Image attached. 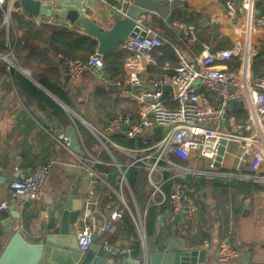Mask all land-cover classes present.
Wrapping results in <instances>:
<instances>
[{
    "label": "built area",
    "instance_id": "built-area-1",
    "mask_svg": "<svg viewBox=\"0 0 264 264\" xmlns=\"http://www.w3.org/2000/svg\"><path fill=\"white\" fill-rule=\"evenodd\" d=\"M12 1L0 0V7L6 5L9 11ZM255 2L240 0L239 8L235 9L233 1L227 0L228 16L236 19V27L240 29L239 36L231 45L211 49L209 44H204L200 54L193 59L175 48L178 61L173 72L152 75L146 82L141 80L139 71L147 68L152 61V52L166 42L152 26L154 16H159L154 10H147L135 20L144 35L127 37L120 45L128 53L122 77L110 76L104 71L103 56L97 51L87 60L63 53L55 55L56 62L72 81H79L85 73L94 71L103 89L107 90L111 83L118 86L127 84L128 89H120V92L136 93L139 103L136 118H132L129 113L96 112L104 122L101 129H96L99 145L95 148L83 144L77 128L78 152L69 146L70 135L58 140L70 151L86 182L81 211L76 221L75 234L79 250H86L95 234L108 232L125 212L132 217L140 243L144 245L147 240V205L150 203L167 201L168 209L159 216L160 224L162 220L172 223L177 219L195 217L198 210L196 198L182 179L189 174L202 175L207 171L184 165L176 159L203 160L213 168L220 141L225 139V152L229 142L234 141L238 146L239 159L247 155L252 171H259L264 166V76L254 75L251 70L254 44L259 39L264 40V15L255 14ZM96 4L99 10L123 17L133 0H96ZM81 11L86 14L87 9L81 7ZM173 25L194 37L193 25L179 21H174ZM6 46L13 50L11 43L8 42ZM233 58L238 59V67L230 69L219 65ZM165 86L169 87L167 91L163 90ZM199 87L209 90L218 101L212 102L207 95L198 91ZM233 100L246 112L247 116L242 121H238L229 111ZM155 126L163 128L161 136L152 134L149 140H145L143 135ZM114 133L129 139H141L142 145L132 148L122 145L112 139ZM132 167L145 172L147 186L153 191L138 218L128 200L129 194L136 205L127 179V170ZM47 170L48 165L19 170L18 177L9 183L15 202L23 205L39 201ZM113 171L116 175L114 183H111L108 175ZM166 171L170 172L167 177ZM253 177L257 181H264V175L256 174ZM165 182L170 183L167 197L163 191ZM156 194L161 195L159 201L155 199ZM8 205L9 201L3 199L0 201V210ZM43 215H46L45 210L39 214L40 217ZM100 217L102 222L98 223ZM231 231L232 223L229 222L228 234ZM102 243L109 252L131 256L129 248H115L107 238ZM238 255L239 250L231 245L228 237L218 242L216 258L219 264Z\"/></svg>",
    "mask_w": 264,
    "mask_h": 264
},
{
    "label": "crops",
    "instance_id": "crops-1",
    "mask_svg": "<svg viewBox=\"0 0 264 264\" xmlns=\"http://www.w3.org/2000/svg\"><path fill=\"white\" fill-rule=\"evenodd\" d=\"M161 1L169 2L172 0ZM232 1L233 7L238 9L240 0ZM260 1L262 3L258 6V2ZM226 2L227 0H177L175 10L170 12V15L173 18L175 17V20L167 23L161 15L154 16L152 26L166 40L165 44H170L172 52L176 57L175 48L181 50L187 58L193 59L200 54L204 44H209L211 49L228 47L239 36L238 32L240 29L236 27V19L229 18V7L226 5ZM44 3L47 8L35 18L26 15L20 8L14 9L11 7L6 12L4 18L5 24L7 25L11 20L10 11L12 10L34 23L40 21V23L66 25L69 27L73 25L67 18V11L69 9H75L82 15L92 17L102 27H108L111 24L112 17L116 16L108 11L99 10L96 0H44ZM263 5L264 0H256V9L261 8ZM81 7L87 9L86 14L82 13ZM174 21L193 25L194 37L173 25ZM7 43L0 45V175H2L1 171L4 170L6 176V181L0 184V201L3 199L9 201V205L5 208L6 210L15 201L9 188V183L18 177L19 170H31L41 165H48L41 199L37 202L23 203V205L17 201L14 202L15 209L23 212L21 220V225L23 226L22 232L30 241H33L35 235L32 228L37 222L35 220L39 219L37 224L46 220V215L40 217L39 214L41 210H46L50 205L53 195L60 189V185L67 186L69 190L78 189V197L74 198L72 205L81 204L82 206L81 201L86 182L77 169L70 151L65 149L58 141L65 135L71 136V131L68 129L69 126H72L75 132L76 127L74 123L68 122L67 119L60 120L50 115L49 109L40 108L34 98L21 94L20 89L17 87L18 75H23L32 81L38 88L62 106L68 115V108L70 107L62 103L36 81L28 68L9 59L12 50L7 48ZM33 43L38 45L39 41L33 40ZM262 43H264L263 39L256 41L254 53L259 52L260 49H264L261 47ZM165 44L159 48H163ZM39 46L42 47V45ZM159 48L152 52V61L147 68L139 71V76L144 82L152 75H159V73L149 70V67L157 65V62H159L157 57L160 55ZM161 63L162 65L164 64L163 67H169L171 64L166 59ZM236 63L238 65V59L233 58L220 62L219 65L231 69L234 68L232 66ZM33 70H36V68ZM124 70L123 66L122 73L114 76L122 77ZM36 73L42 74L50 82H60L64 90L74 100L76 109L88 125H101L104 122L96 114V112L104 111L95 105L96 109L87 105V102L88 104H94L92 103V99L97 89L108 92L113 100L134 101L137 107L139 106L136 93L127 94L123 93V91L120 92V89H128L127 84L118 86L115 83H111L109 88L105 90L99 85L98 77L94 71L85 73L79 81H72L65 74L62 66L54 64L52 61L50 64L43 65L40 71L37 68ZM198 91L207 95L212 102L216 103L218 101V98L206 88L199 87ZM236 105L240 104L232 102L229 106V111L231 112L232 107ZM38 117L42 118L47 126L41 123ZM76 136L78 138V135ZM237 152V144L234 141H230L221 165L213 168L209 167L203 160L190 159L189 161H182L176 159V161L184 165H190L195 169L207 171L206 174L192 175L190 176L191 179L187 175L188 177L186 176L182 179L185 185L189 183L190 188V185L196 183L200 176H205L206 186L202 187L199 192L192 193L196 198L198 206L195 217L185 218L184 220L178 219V222L175 224L176 226L173 228L174 232L170 236L180 237L183 235L190 244H198V246L204 247L206 249L205 262L211 264H219L216 258L217 244L222 238L228 237L231 245L239 250V255L224 264H245L243 262L248 252L252 253L248 264H264V181H257L253 177L256 174L264 175V166L259 171H252L249 167L248 159L240 160ZM68 165H74L75 169L68 170ZM169 174V171L165 172L166 177ZM76 179L80 181L78 185H76ZM215 179L220 180L223 185L212 186L211 182ZM190 180L192 183H190ZM190 190L194 192L193 186ZM157 197L161 199L160 194L155 195L156 200H158ZM128 200L135 216L137 218L141 216L143 210L146 208V204L145 207L141 208L139 206L140 209H138L136 199V205L133 204V198L129 194ZM209 200L212 203H207V201L210 202ZM32 213H36L34 218L27 219ZM76 221L74 223L75 233L77 228ZM180 221H185V223ZM101 222L100 217L98 223ZM162 222L159 225H165L163 226L165 230L168 222L165 220H162ZM229 222L232 223L230 234L227 232ZM118 223L108 232L98 234V242H102L104 238H107L113 247H127L130 250L133 247L135 236L121 233L118 229ZM148 238L153 237L149 236ZM130 245L132 246L130 247Z\"/></svg>",
    "mask_w": 264,
    "mask_h": 264
},
{
    "label": "water",
    "instance_id": "water-1",
    "mask_svg": "<svg viewBox=\"0 0 264 264\" xmlns=\"http://www.w3.org/2000/svg\"><path fill=\"white\" fill-rule=\"evenodd\" d=\"M177 0H133L123 17L113 16L108 27H102L92 17L80 14L75 9L67 11V18L73 25L98 41L97 53L105 55L120 48L127 37L143 36L135 20L147 12L154 10L161 15L167 23L171 22L170 12L176 8ZM12 8L22 9L29 17H38L46 8L44 0H13ZM255 14L264 15V5L255 9ZM139 34V35H138ZM264 48V43L261 44ZM169 89L163 87L164 91ZM236 103V100L232 101ZM41 123L47 124L38 117ZM85 122V121H84ZM69 146L79 151V140L72 126ZM163 128L155 126L148 130L143 138L149 140L151 135L161 136ZM227 141L221 139L215 167L221 165ZM247 155L243 156L246 159ZM68 170L75 169L68 165ZM0 184L6 181L4 170L1 171ZM116 172L108 175L114 183ZM76 179V185L79 184ZM55 192L50 205L46 208V220L34 224L32 231L34 240L30 241L22 232L21 220L23 212L15 209L14 202L8 209L0 210V264H211L205 262L206 249L198 244H190L183 235L180 237L168 236L162 239L148 238L141 245L139 256H127L107 251L102 242H98V234L93 236L90 246L82 251L77 247L74 223L80 213V205H72L74 198L78 197V189L69 190L67 186L60 185ZM34 217H32L33 219ZM36 225V226H35ZM32 227V226H31ZM132 245H130L131 247ZM251 252H248L243 263L248 264Z\"/></svg>",
    "mask_w": 264,
    "mask_h": 264
},
{
    "label": "trees",
    "instance_id": "trees-1",
    "mask_svg": "<svg viewBox=\"0 0 264 264\" xmlns=\"http://www.w3.org/2000/svg\"><path fill=\"white\" fill-rule=\"evenodd\" d=\"M261 3V1L258 2V6H260ZM6 12V5L0 7V45L2 43L10 42L14 46L9 59L23 67L28 68L31 71L32 77L44 88L50 91V93H52L68 107L76 109L74 100L64 90L63 85L60 82H50L47 78L43 77L42 74H37L36 71L37 68H39V71L42 70L43 65L50 64L52 61L54 64H58L55 60V55L58 53L87 60L90 55L96 52L98 41L75 25L69 27L66 25H55L49 23L36 24L13 10L10 11L11 20L6 25L4 22ZM173 20H175V17L173 18L171 15V22ZM33 40H38L39 44L35 45ZM39 45H42V47ZM126 57L127 53L122 48L103 55L102 59L104 71L110 76L121 74ZM157 57L159 62H157V65L149 67V70L159 74L172 73L178 59L173 54L170 44L166 43L165 46L160 49V55ZM165 59L171 62L169 67H163L164 64L162 65L161 62ZM232 67H238L237 63ZM35 68L36 70H33ZM251 70L254 75L264 76V49H260L259 52L252 56ZM17 87L20 89L21 94H26V96L34 98V100L38 102L40 108L49 109L50 115L57 117L60 120L67 119L68 122H73L83 139V144L88 148L93 146L95 141L89 130L82 126L79 121L69 116L62 106H60L43 90L38 88L32 81L23 75H18ZM92 103H94V105L102 111L129 113L132 118H136L137 116L136 102L113 100L108 92L101 89L95 90V96L92 99ZM231 113L236 116L238 121L244 120L247 116L245 110L242 109L240 105L233 106ZM111 137L116 142L130 148L142 145L141 139H129L117 133L112 134ZM188 176L191 179L190 176L192 175ZM127 179L132 194L134 195L138 205L141 208L145 207L150 195L149 191L146 190L147 181L145 172L142 169H136L133 167L129 168L127 170ZM190 183H192L191 180ZM191 185L194 189V192L191 191L192 193L199 192L202 187L206 186L205 176H200L197 182ZM191 185L190 188L192 187ZM211 185L215 187L222 186L223 184L220 180L215 179L211 182ZM187 186L189 188V183ZM163 190L164 193L168 195V182L164 184ZM157 199V201H159L160 198L157 197ZM167 209V201L160 204L150 203L147 205L145 222L147 237L151 236L157 239H162L170 236L174 232L173 228L176 226L175 224L178 222V219L172 223H167V228L165 230L163 229L165 228L163 227L165 225H159L160 223L158 217ZM35 215L36 213H32L27 217V219L32 218ZM118 222V229L121 233L124 235L131 234L135 236V241L133 243V247L130 249V254L132 256H139L141 254V243L132 217L125 212ZM180 222L185 223V221Z\"/></svg>",
    "mask_w": 264,
    "mask_h": 264
},
{
    "label": "rangeland",
    "instance_id": "rangeland-1",
    "mask_svg": "<svg viewBox=\"0 0 264 264\" xmlns=\"http://www.w3.org/2000/svg\"><path fill=\"white\" fill-rule=\"evenodd\" d=\"M87 105H88V107H93V109H96V107L94 106V104H91V103L88 104V102H87ZM68 110H69L68 111L69 112V115L73 119L79 121L82 126H84L85 128H87L89 130V132L91 133V135L93 136V139L95 141V143L93 144V146H94L93 148H95L96 146H98L99 145V140L97 138V131H96V129H101V125H95V126L94 125H91V124L88 125L87 123L84 122V119H83L82 115H80V113H79V111L77 109L76 110H73L71 108H68ZM75 133H77V132H75ZM188 166H190V165H188ZM146 190H148L149 193H151V194L153 192V191H151L149 189V187L147 185H146ZM151 194H150V196H151ZM207 203H212V202L211 201L210 202L207 201ZM138 207H139V205H138ZM138 209H140V207Z\"/></svg>",
    "mask_w": 264,
    "mask_h": 264
}]
</instances>
